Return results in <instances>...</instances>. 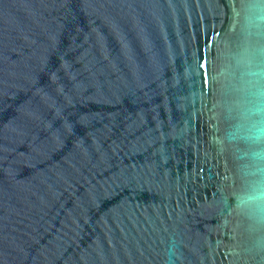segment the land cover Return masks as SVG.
<instances>
[{"label":"water","instance_id":"water-1","mask_svg":"<svg viewBox=\"0 0 264 264\" xmlns=\"http://www.w3.org/2000/svg\"><path fill=\"white\" fill-rule=\"evenodd\" d=\"M261 17L0 0V264H264Z\"/></svg>","mask_w":264,"mask_h":264},{"label":"clouds","instance_id":"clouds-1","mask_svg":"<svg viewBox=\"0 0 264 264\" xmlns=\"http://www.w3.org/2000/svg\"><path fill=\"white\" fill-rule=\"evenodd\" d=\"M261 23H264V17L260 18ZM264 141V129L258 130L254 137V142ZM257 160H264V151L253 154ZM264 172V169H257V173ZM248 205V211L251 218L256 222L264 223V182H258V190L254 196H249L245 202ZM243 206V205H242Z\"/></svg>","mask_w":264,"mask_h":264}]
</instances>
